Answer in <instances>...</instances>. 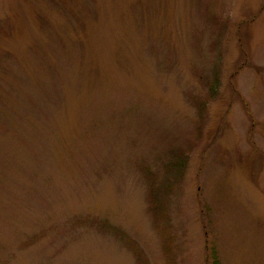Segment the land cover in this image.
<instances>
[{"label":"rangeland","instance_id":"374dc122","mask_svg":"<svg viewBox=\"0 0 264 264\" xmlns=\"http://www.w3.org/2000/svg\"><path fill=\"white\" fill-rule=\"evenodd\" d=\"M215 260L264 264V0H0V264Z\"/></svg>","mask_w":264,"mask_h":264},{"label":"trees","instance_id":"16d2710c","mask_svg":"<svg viewBox=\"0 0 264 264\" xmlns=\"http://www.w3.org/2000/svg\"><path fill=\"white\" fill-rule=\"evenodd\" d=\"M201 110L203 111L202 113H200V115H202V117L205 115V111H206V105L201 104ZM171 166L168 167L167 169L170 168V170L168 171L167 169H165L164 173L165 176L160 184V188L156 189L155 185H154V181L153 179L150 180V191H149V195H151V200H152V196L155 195L154 198V202L156 204V206H159L161 204L162 198L160 197L159 192L164 189V193H168L170 190L173 189V187L177 186V184L179 183V181L182 180V175L186 169L187 166V159L182 157V156H176V158H174V160L171 162ZM167 171V172H166ZM168 177V179H170L168 182L164 181L166 178ZM151 203V202H150ZM128 242L134 243L132 242V240L127 239ZM172 244V243H170ZM132 249L134 250V252L136 253L137 257H141V253L140 251L134 247V245H131ZM171 250V247L168 248ZM170 250H168V252L170 253ZM171 256V253H170ZM215 264H218V261L215 260Z\"/></svg>","mask_w":264,"mask_h":264}]
</instances>
